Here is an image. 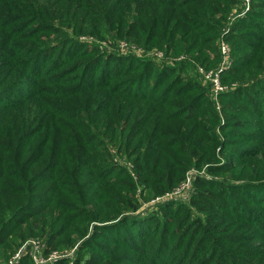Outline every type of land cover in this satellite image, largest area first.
I'll return each mask as SVG.
<instances>
[{"label":"rangeland","instance_id":"1","mask_svg":"<svg viewBox=\"0 0 264 264\" xmlns=\"http://www.w3.org/2000/svg\"><path fill=\"white\" fill-rule=\"evenodd\" d=\"M98 2L0 0V34H4L0 38V61H4L0 70L6 66L8 71V74L0 71V75L7 78L14 74L13 80L23 77L16 93L0 94V99L18 100L22 95L30 98L23 108L9 111L7 105L0 107V118L7 114L0 124V160L8 166L7 172L3 169L4 178L18 187L19 192L12 191L10 198L5 195L0 204V224L9 202L12 217L11 236L0 244V264H10L17 255L20 256L14 264H22L24 258L31 259L27 264H86L87 258H97L98 264L111 260L116 261L113 264H152L130 247H139L144 240L149 245L159 244L162 238L170 244L171 251L168 253L167 244L162 245L159 259L171 258L172 264H209L206 261L209 255L221 251L224 257L232 250V256H237L240 252H235L237 245L232 242L236 240L243 242L241 248L255 250L253 257L244 259L252 264L264 263V237L256 236L262 230L253 231L242 219L264 220V112L252 111L256 106H264V39L256 45L258 48L254 46L264 38V0H198L179 10L186 18L199 19L193 22L195 27L190 35L206 30V36L216 37L212 43L217 52L213 47L204 48L200 58L195 56L199 48L186 53L176 49L169 52L157 39L145 43L132 37L129 28L133 25L135 5L131 6V0L119 1L114 20L99 23L92 13L86 17L89 6L96 10ZM163 8L161 13H167ZM43 10L49 13L53 10L57 26L46 19L38 21ZM68 14L70 17L59 26L62 16ZM185 24L179 26L177 42L188 39L182 31ZM123 25L128 28L127 33L119 31L118 27ZM49 47L55 50L46 53L41 64L36 61L32 65L36 72L25 70L26 58L39 50L38 56L42 55ZM112 52L123 58V67L118 70L120 65L106 61L105 53ZM55 55L60 58L55 62L57 74H63L57 76L56 82L45 83L44 66ZM147 62H154L161 70L136 81ZM131 63L141 64L130 72L125 65ZM192 79L201 84L188 92L194 94V100L198 96L195 101L199 102V114L194 111L179 114L178 108L186 104V100L180 99V90L189 86L186 81ZM78 81L84 88L78 95L57 96L59 90L68 84L76 86ZM248 84L253 86L249 88ZM129 92L136 97L127 96ZM188 93L184 94L186 98ZM40 95L44 99H37ZM247 95L255 101L254 107L247 99L241 102ZM46 102L73 108L80 122L88 125L85 127L88 133L94 131L90 137L96 136L97 140L92 145L91 159L67 160L58 167L64 170L66 165V173L69 171L71 177L61 176L56 181L64 180L73 187L64 184L63 193L55 187L51 195L53 203L36 206L33 195L23 191L26 184L19 185V175L24 169L19 173L18 166L39 156L31 150L42 148L32 142L35 137L28 145L29 138L22 134L32 123L29 117ZM75 105L80 108L75 109ZM147 112L150 116L146 118ZM100 118L102 123L113 124L107 128L109 133H106L108 124H102ZM61 120L76 124L66 116ZM119 124L127 127L126 132L117 128ZM37 128L41 131L43 127L37 123L30 126L33 130ZM81 129L86 137L84 128ZM131 130L149 133L147 139L151 140L146 143L152 148L148 153L145 145L137 154L126 153L125 147L127 151L133 149L127 138ZM257 130L259 139H251L249 136ZM157 133L162 137L160 143L154 142ZM58 134L67 137L69 133L62 129ZM167 134L191 135L190 142L195 140L197 146L176 151L167 146L171 140ZM39 159L46 162L48 154ZM82 174L84 179L80 177ZM85 180L93 183L85 189L77 187ZM51 184L57 183L44 184L41 189L48 190ZM67 191L73 194L68 195ZM84 191L94 193L98 213L93 211L95 217H90L87 212H79L85 213V221L71 224L70 211L83 206L80 201ZM96 205L93 203L91 210ZM38 211L41 213L32 217ZM30 214L32 218L16 228L18 220ZM106 219L117 222L110 224L113 227L99 228L97 225ZM203 240L210 243L199 248ZM126 244L129 247H124Z\"/></svg>","mask_w":264,"mask_h":264},{"label":"trees","instance_id":"2","mask_svg":"<svg viewBox=\"0 0 264 264\" xmlns=\"http://www.w3.org/2000/svg\"><path fill=\"white\" fill-rule=\"evenodd\" d=\"M98 4L95 5L96 10L92 9L91 6H89V12L87 13L86 17L91 13L93 15V17H97L96 21H99V23H101L102 20L105 19H111L115 17V13H117V7H119L121 5V2H119L120 0H115V2L113 3L112 0H98ZM150 1V2H148ZM157 1V2H155ZM181 1V2H179ZM198 2V0H131V6L135 5L134 8V13H133V25L131 28H129V32L132 33V37H134L136 40L138 41H144L145 43L147 42H152V40L157 39V43L160 42L162 43L161 46H164L166 51L171 52L172 50L176 49L175 51L180 52V53H186V52H192L197 50L195 56L197 58H200L201 55H204V48L206 49L207 47H213L212 49L214 51L217 52V49L214 48L215 46L213 45V39H215L216 37L213 36H206L207 31L206 30H202L200 32H195L198 34H193L190 35L189 33H191L192 31H194V27L195 24L193 23L194 21L199 20L198 18H193V17H184V15L179 12V10L185 8V5H189V4H194ZM39 3L35 1V4ZM163 8L164 11H167V13H161V8ZM190 9V8H189ZM205 9V5L202 6V10ZM116 10V11H115ZM67 17H70L69 14L62 16V20L59 21V26H63L60 23L65 22V19ZM72 18L74 19V17L72 16ZM40 20L46 19V21L53 23L57 26L56 21L57 20V16L54 14L53 10H50V13L47 10H43L41 12L40 17L38 18ZM197 19V20H195ZM186 24L184 25L183 28V34L184 35H188V39L182 41L177 42L175 39V35L178 34V30H179V26L182 25L183 23ZM97 24H99L98 22H96ZM140 25V26H139ZM100 27V26H98ZM198 27V26H197ZM119 31L128 32V28H124V25L121 26L120 28L118 27ZM131 29H134V31H132ZM212 34V33H211ZM122 35L119 33V36ZM213 35V34H212ZM215 35V34H214ZM4 34H0V38L3 37ZM116 36V35H115ZM117 37V36H116ZM194 37V40H193ZM208 39H212L210 42H208ZM264 38L260 39L259 41H257L254 46L256 48H258L256 45L259 44ZM32 44H36V42H32ZM209 44V45H208ZM11 49L13 48L12 45L9 46ZM52 47H49V50L47 52H44L42 55L40 54L38 56V53L41 52V50H39L36 53H32L28 58V62L27 65L25 66V70L29 71H33L36 72L37 70H33L31 69L32 65L34 64V62L38 61L41 64V59L46 55V53L49 52H53L55 49H51ZM108 54V57L106 59L107 63L108 62H112V63H116L118 68H116V70L120 69L122 66V62L121 59L122 56L119 53H105ZM208 56V53H207ZM58 55H55L53 57V59L49 61L45 64L44 72H47V76H46V82H56L57 76H59L62 72H60L59 74H57V63L56 60H58ZM60 59V58H59ZM4 61H0V66L2 67V63ZM126 61H124L125 63ZM142 63V62H141ZM141 63H136V64H130V66L125 65V67H127V69H129V71L131 72L133 69H138V64ZM154 62H147V63H143L144 67L143 69L139 72V75L141 76H137V80L138 81L140 78H143V76H146L148 74L153 75L154 71H160V67L156 66L155 64H153ZM8 65V64H7ZM10 65L16 66L17 63L14 62H10ZM109 66V65H108ZM110 67V66H109ZM0 71H2L3 74H8V71H6V66H4ZM164 71V70H163ZM161 71V72H163ZM49 72V73H48ZM56 73V74H55ZM165 72L162 73V75H164ZM63 74V73H62ZM14 75V74H13ZM11 75L7 78H5V75H0V94H4V96H10L14 93H16V87L18 86V84L22 81L23 77L21 76L19 79L13 80L14 76ZM16 76V75H15ZM19 76V73H17V76ZM150 76H148L147 78H150ZM62 79V78H61ZM61 79L59 81H61ZM160 82V81H158ZM82 82L78 81V84L76 86H69L70 84H68V86H65L64 89L59 90V92H57V96L59 97H72L75 95H78L79 92L83 91L84 88L82 87V85H80ZM130 83V80L129 82ZM186 86L180 90V93L182 94L180 96V99H182L183 101L186 100V104L180 108H178L179 110V114H185L187 111L191 112H197L198 111V107H197V103H199L198 101H195L197 98H195L194 100V94L192 93H188L191 90H193L195 87H199L201 86V84L199 83V81H196V79H192L191 81H186ZM80 85V86H79ZM79 86V87H78ZM253 86V84H248L247 87L251 88ZM132 88V87H131ZM238 88V87H237ZM236 88V89H237ZM243 89H246V87H242ZM123 89H125V87H123ZM241 89V88H239ZM48 90L54 92L56 91L55 88H48ZM132 90V89H131ZM246 91V90H245ZM119 92V91H116ZM42 93V91L40 92ZM187 94V98L184 94ZM229 93V92H228ZM127 96H132V97H136L132 94V92H129L127 94ZM142 98H146V96H141ZM230 97L234 100V96L231 93ZM251 96L247 95L246 98L242 97L241 98V102H246V99L248 100L247 102L249 103V105H251L252 107L255 106V101L250 99ZM37 99H44L43 96H39ZM10 101V102H9ZM24 103V104H23ZM30 103V98L27 96L22 95L18 100H10L8 98H1L0 99V107L1 105H7L9 111H13L15 109V107L17 108H23L26 105H28ZM45 104V105H44ZM40 106V109L35 111L33 114V117H29V119L32 121V123H30V126H34L36 123L40 124V126H42V130L40 131L39 128H37L36 130L30 129V126L24 131V133L22 134V136L24 138H29V144H31L32 139L34 138V140L32 141L34 144L39 145L42 148L39 147H33L31 148L32 152L37 151L39 153V156L36 160H24L22 167H19L18 165V170L19 173L21 171V168H23L24 170L20 173L19 175V185H23L26 184V186L24 187L25 190L23 191H27L29 194L31 193L33 195V197L35 198V200L37 201V203H35L36 206L39 205H43V206H48L51 205V203H53V196L52 192L53 189L56 187L57 190H59L60 192H64L65 187L64 184H68L69 187H73V184H70L64 180H59L56 181L57 178L63 176L64 178H66V176H70L71 174L68 171V173H66V165L64 170L59 169L58 167L65 161L67 160H75V159H80V158H86V160L91 159L92 154L94 153V150L92 148L93 142L95 140H97L96 136H94V138L90 137L91 133H94L93 130H90V132L88 133V125L86 124V122L84 121L83 123L80 122V119L78 118L77 115H75V110L73 108H66V107H62L59 105V103H51L49 105L48 102L44 103ZM49 106V108H48ZM75 109H79L80 106L79 105H75L74 106ZM252 111L254 112H259L262 111L264 112V106L263 107H259L256 106L255 109H252ZM70 112V113H69ZM1 113V112H0ZM197 114H199V112H197ZM68 117V119L70 121L71 118L73 119V121H76V124H71V122H65L64 120H61L62 117ZM150 114L149 112H147V114L145 115V117H149ZM7 118V114L5 116H3L2 118H0V124L4 122V120ZM100 122L102 123L103 118L99 119ZM239 121H243V120H239ZM35 122V123H34ZM58 123H61L60 126H58ZM69 123V124H68ZM80 123V126L79 124ZM107 123V127H106V133H109V131L107 130V128L111 125L113 126L112 123L110 122H104ZM102 123V124H104ZM247 122H243V124H246ZM27 125H29V122H27ZM20 126V123H18V127ZM117 128H120L119 130L121 132H126L127 127L125 125L119 124L116 125ZM84 128L86 134V137L84 135L83 130L81 129ZM62 129H65V132L69 133L67 134H62V136H60L58 133H60V131ZM1 130L2 127L0 126V134H1ZM137 131V132H136ZM131 130L129 131L127 138L128 140L131 142L132 144V150L131 151H127L126 149V153L128 152H132L131 156L134 154H137V151H139L140 148H143L142 146L145 145V152L148 153L152 146L151 145H147L146 141H150L151 139H147L149 133H142V131L138 132V130ZM254 131V130H252ZM212 132V130L210 129L209 133ZM117 132L115 131L114 134H116ZM161 135H163L162 132H159ZM172 135V136H171ZM168 135L170 137L171 140H169L167 146L170 148H174L176 151L178 150H182V151H187L190 150L191 146L192 149L195 148L197 146L196 141L194 140V142H190L191 141V135L188 136V134H184L183 135H177L176 137H174L173 134ZM164 136V135H163ZM138 137L137 142H135ZM172 137H174L172 139ZM189 137V139H188ZM251 139H254V137H258L257 139H259L260 137V133L258 132V130L256 132H254L253 134H251L249 136ZM162 140V137L158 135V133L155 135V139L154 142L155 143H160ZM189 140V141H188ZM203 142V141H202ZM9 143V141H8ZM7 143V145H8ZM187 143V145L185 146V144ZM4 144H2L1 146H3ZM122 147V145H120ZM44 149V150H43ZM43 150V151H42ZM141 150V149H140ZM155 153V150L153 149V154ZM173 153V152H170ZM182 152H180L181 154ZM45 154H48V160L45 162V160H40L39 158L43 157ZM174 154V153H173ZM185 154V152H184ZM183 154V155H184ZM157 156H160V154H158ZM56 157H58L59 160L56 159ZM149 155H148V159H149ZM136 159H139L138 157ZM147 158H145L146 160ZM45 163V164H42ZM2 166V167H1ZM88 167V166H86ZM3 169H8L7 164H3V160H0V204H3L2 199L3 197L6 195L10 198L11 192H18L17 189L18 187L14 186L11 182H7V180L4 178L6 175V172H3ZM82 173V172H81ZM79 173V175L81 174ZM102 173V172H100ZM10 176V174H8ZM83 177V174L80 176ZM46 178V179H44ZM47 183H57L55 186H53L51 184L50 187H48V190H42L41 187L44 184ZM83 183H85V185H83ZM80 186V184H77V187H81L83 189H85V187L90 186L93 182H87V180H85ZM99 183V182H98ZM109 184V182H108ZM100 187V186H99ZM22 189V188H21ZM19 193V192H18ZM71 193L70 191H67L66 194L68 195H72L69 194ZM94 193H92L90 195L89 191H84L83 192V196L82 198V202L81 204L83 206L76 209H72L70 212V216H69V220L72 223H83L86 217H85V213L80 214L79 212H87L88 216L90 217H95L94 212H97V207H99V203L98 201H95L94 198ZM93 203H97V205L95 206L96 208L91 210V205H93ZM242 206H245V202L242 203ZM45 209V208H43ZM42 209V210H43ZM41 210V211H42ZM260 210V209H258ZM41 211L35 212L33 213L32 217H34L35 215H38L41 213ZM94 211V212H93ZM40 212V213H39ZM4 215V221L0 224V244H3L5 239L9 236H11V221H12V217L10 216V202L9 205H7V208L5 209V211L3 212ZM98 213V212H97ZM259 214V213H257ZM98 216V214H97ZM264 216V210H263V215ZM31 214L21 218L18 220V223L16 225V228L18 226H21L25 221H27L29 218H32ZM242 219H244V222L249 224V228L255 232H258L257 230L261 231L258 232L260 234V236L258 234H256V236L259 237V239H262V237H264V220L261 219H256L253 217H243ZM126 219L120 221L119 222H124ZM90 221V219L87 220V222ZM243 221V220H242ZM115 222H117L116 219H106L103 222H101V225H97L99 228H107V227H113L110 224H115ZM68 223V221H67ZM197 224L199 226H201L202 224L200 222H197ZM252 226V227H251ZM261 228V230L259 229ZM16 230V229H15ZM14 232V231H13ZM234 245H237V249L235 250V252H240V254H238L237 256H232L233 250L226 255V257L223 256L222 251L221 253H211L208 257V259L206 260L207 262H210L209 264H252L250 263V261H247L246 259H244L243 257H253L254 255L252 253H254V251H252V247L249 248H241L244 246L243 242L240 240H236V241H232ZM206 243H210V241H206L203 240L200 242L199 248L203 247ZM167 244V249L169 250L168 253H170V244L167 243L166 240H164L162 238V240H160V243H153L152 245H149L147 243H145V240L141 243V245L139 247H130V249L132 251H134L135 253L138 254L139 257L141 258H145V259H149L152 264H172L171 258L167 259L166 261L160 260V256L159 254L162 252V245ZM124 247H129L128 244L124 245ZM173 249V248H172ZM153 250V251H152ZM174 250V249H173ZM150 252H155V255H151L149 254ZM167 253V254H168ZM151 255V256H150ZM244 255V256H243ZM143 259H141V261H143ZM26 260V261H25ZM31 260V259H30ZM29 259H25L22 261V264H27V263H31ZM125 260V259H123ZM112 262H116L115 260H111L110 262L107 261L104 264H113ZM85 263L86 264H98L97 258L93 259V258H87L85 259ZM257 264H264V263H257Z\"/></svg>","mask_w":264,"mask_h":264},{"label":"built area","instance_id":"3","mask_svg":"<svg viewBox=\"0 0 264 264\" xmlns=\"http://www.w3.org/2000/svg\"><path fill=\"white\" fill-rule=\"evenodd\" d=\"M19 256H20V255H17L16 258L12 259L11 262H10V264H14V260H16ZM18 261H19V259H18ZM17 263H18V262H17ZM17 263H16V264H17Z\"/></svg>","mask_w":264,"mask_h":264}]
</instances>
